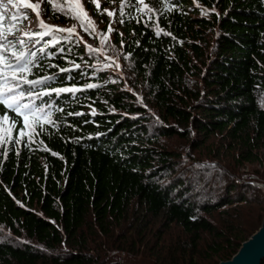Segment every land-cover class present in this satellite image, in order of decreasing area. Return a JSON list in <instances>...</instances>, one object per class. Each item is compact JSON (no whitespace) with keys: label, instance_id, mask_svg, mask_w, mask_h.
Listing matches in <instances>:
<instances>
[{"label":"trees","instance_id":"1","mask_svg":"<svg viewBox=\"0 0 264 264\" xmlns=\"http://www.w3.org/2000/svg\"><path fill=\"white\" fill-rule=\"evenodd\" d=\"M89 1L84 9H95L98 21L113 6L127 84L100 66L102 55L83 44L88 34L52 29L22 39L21 24L0 20L15 37L6 44L24 53L21 63L31 60L23 76L43 81H12L30 122L33 110L39 118L25 129L30 137L20 136L23 117L0 104V118L15 121L0 119V264L231 259L264 217L263 190L234 171L258 165L264 183V0H144L147 8ZM57 2L43 4L41 16L69 23ZM172 138L205 149L213 164L190 154L179 160L183 152L166 144ZM154 222L158 241L175 228L188 241L163 237L146 262L130 235L143 242ZM203 234L209 241L200 251Z\"/></svg>","mask_w":264,"mask_h":264},{"label":"rangeland","instance_id":"2","mask_svg":"<svg viewBox=\"0 0 264 264\" xmlns=\"http://www.w3.org/2000/svg\"><path fill=\"white\" fill-rule=\"evenodd\" d=\"M57 6L55 9L56 14L60 15L63 14L65 19H68L69 23L67 24H61L58 25L56 23H53L52 21H50L47 18H43L41 15L39 17H37L35 11L32 10H25L22 6H20V2H16L12 0V3H9V0H0V5H7V7H2L0 6V18L7 16V18H12L13 16H17L19 17V19L15 20L12 22V25L15 24H23L24 26L19 27V36H15L16 38H19L20 36H24L25 38L28 37L29 35H32V33L36 30V29H45L44 27H41L40 25V20H43L45 25H48L49 27L47 29H53V30H58V29H74L73 32L69 33L68 31H64L67 32L68 34H72L74 36H78L80 38V40H82V36L85 34H88L89 37L93 38L92 40H85V42H83V44L89 48H91L92 50L95 49L97 50L102 57L105 59L103 60V64L101 63L100 66L103 67V69L107 70V71H111L114 72L115 74H117L118 76L121 77L122 81H124L126 84L128 83L127 80H129L127 78V73H125V67L127 66V54L124 51V49H122V43H120L119 41L116 42V37L115 34L117 32V24L114 22L113 19V15L109 16L107 14V12H114L113 6H108L106 7L101 15H100V20L98 21V19L94 16L93 13H95V9H92L88 14V17L91 19V21L93 22V24L95 25V30H93L91 27H88L87 23H84V26H81V21L80 20H76L73 19L68 13H67V5L68 3H75L77 2V0H57ZM30 2H37V0H30ZM79 2L83 3V9L87 6V4L90 3V7L93 6L92 3L87 0V2H84V0H79ZM94 2H98L100 7L99 8H103L106 6L107 1L106 0H94ZM17 5L16 7H14L13 5ZM43 5V4H42ZM60 7H64L65 11H60L58 10ZM41 11V9H40ZM85 11V9H84ZM27 12V19L24 18L23 14ZM87 12V11H86ZM3 27V24H2ZM0 27V44H6V42L9 41L10 38H15L12 35H9L7 37V41H5L3 39V36H6L4 34L3 31H1ZM109 29H111V31H109ZM118 33V32H117ZM122 35L119 33V37H121ZM106 37V39H105ZM5 54V53H4ZM131 81V80H130ZM264 101V100H263ZM166 144L172 146L174 149H177V151H182L183 154L180 156L179 160H183L186 163L189 162V157L188 154H190V156H195L199 159H204V163H206L207 165L209 164H213V162L206 160L207 157V152L205 149H198V150H190L191 145L188 144L187 140L185 139H180V138H172V139H167ZM210 158V157H208ZM207 158V159H208ZM208 161V162H205ZM191 164V163H190ZM238 175L241 176V182H246L251 184L254 187H258L262 190V186L264 185V183L262 184V180H261V176L260 174L256 173L257 171H262V168H260L258 165L257 166H251V165H247L245 164L244 166H242L241 168H238L236 170H234ZM264 193V190H263ZM264 206V205H263ZM233 217H235L234 215H232ZM211 219L218 225L219 227V216L214 215V216H210ZM151 225L154 226L153 229H150V234L146 237V239L141 242V239L137 238V235L133 233V235H130L131 240L135 243H138L141 246V250L142 253L140 254L137 253L136 256L137 258L140 257L141 259H143L144 261H150V257L149 254L151 252V249L155 248V247H160L162 246L163 248V237H165L167 242H172L173 244H178V242H187V238L186 235H183L180 231L179 228H175V229H171L170 231H168L167 233L164 234V236H162V239L160 241H158L157 239L159 238V236L157 237L155 234L157 232V230L159 229L160 225L157 222L151 223ZM6 239L9 240H13L12 238H10L8 235H6ZM5 239V240H6ZM209 236L206 234L202 235V244L201 246L198 248L201 251V248L203 247V245H205L206 242L205 241H209ZM138 245V244H137ZM138 249V248H137ZM163 250V249H162ZM167 248H166V252H167ZM189 252V250H188ZM116 252H112L110 255H115ZM200 253L197 254V256ZM135 256V257H136ZM163 256V255H162ZM138 258V259H140ZM197 261L200 264H216L217 263V258L215 259H209L205 256H199L197 258ZM152 262L154 263L153 259Z\"/></svg>","mask_w":264,"mask_h":264},{"label":"snow or ice","instance_id":"3","mask_svg":"<svg viewBox=\"0 0 264 264\" xmlns=\"http://www.w3.org/2000/svg\"><path fill=\"white\" fill-rule=\"evenodd\" d=\"M84 2H87V0H84ZM141 4L144 5L145 8H147V5L144 4V0H139ZM9 3H12V0H9ZM42 4L45 5H51V0H37V2L33 3L30 2V0H20V6H22L25 10H32L35 11L37 17L41 15L40 9ZM2 7H7V5H0ZM16 7L17 5H13ZM96 7L99 8L100 5L97 2ZM58 10L65 11L64 7H60ZM67 13L76 20L81 21V26H84V23L86 22L88 27H91L93 30H95V25L91 21V19L88 17V14L83 9V3L77 2L75 3H68L67 5ZM109 16L114 15L113 12H107ZM24 18L27 19V12L23 14ZM13 21L19 19L17 16H13L11 18ZM41 27L48 28V25H45L43 20H40ZM0 27H2V21H0ZM9 34L11 33V26H9ZM58 31H68L69 33L73 32L74 29H58ZM111 31V29H109ZM47 34V33H45ZM3 39L7 41V36H3ZM106 39V37H105ZM20 44H23L24 41H19ZM15 45L9 46L8 44H0V104H3L6 108L15 111L17 115H20L23 117V129L20 131V136L24 137L25 135H29L30 133L26 132L25 129H34V124L39 122V118L35 116L34 110H33V118L30 122L29 113L24 111L29 108V105L27 104H20L19 100L23 99L24 92L19 91L17 92V89L19 88V83H12V81H22L23 83L35 85L38 83H43V81L36 80V81H29L24 76L23 73L30 72L31 69L28 67V65L31 63V60L24 61V63H21V60L24 58V53L19 52V54L14 50ZM4 53H10L11 57H14L15 62L13 63L12 60L9 58V56L5 55ZM76 67H79L77 65ZM62 71H66V69H62ZM88 87H95V85H88ZM55 92L58 94L61 92H75L77 89L75 88H59L54 89ZM15 93V94H13ZM47 94V93H46ZM42 111V110H40ZM2 119L5 123H11L12 126L15 125V121H10V118L7 115H4ZM19 142V141H17Z\"/></svg>","mask_w":264,"mask_h":264},{"label":"water","instance_id":"4","mask_svg":"<svg viewBox=\"0 0 264 264\" xmlns=\"http://www.w3.org/2000/svg\"><path fill=\"white\" fill-rule=\"evenodd\" d=\"M262 190H264V185ZM261 222L258 231L242 243L234 256L219 264H261L264 260V217Z\"/></svg>","mask_w":264,"mask_h":264}]
</instances>
